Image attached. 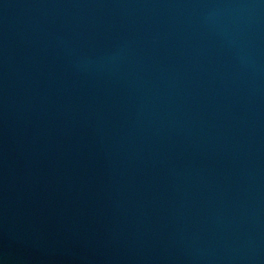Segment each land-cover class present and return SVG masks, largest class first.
<instances>
[{
  "label": "water",
  "instance_id": "water-1",
  "mask_svg": "<svg viewBox=\"0 0 264 264\" xmlns=\"http://www.w3.org/2000/svg\"><path fill=\"white\" fill-rule=\"evenodd\" d=\"M0 264H264V0H0Z\"/></svg>",
  "mask_w": 264,
  "mask_h": 264
}]
</instances>
